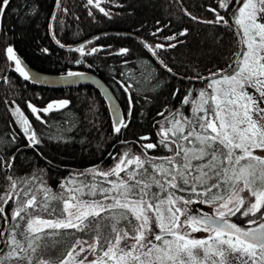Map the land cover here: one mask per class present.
I'll list each match as a JSON object with an SVG mask.
<instances>
[{
	"label": "trees",
	"instance_id": "1",
	"mask_svg": "<svg viewBox=\"0 0 264 264\" xmlns=\"http://www.w3.org/2000/svg\"><path fill=\"white\" fill-rule=\"evenodd\" d=\"M235 4L236 0H231L229 8L221 9L218 0H101L99 7L110 13L105 15L99 8L88 5L87 0H61L59 6L57 0H10L0 16V197L13 192L9 176L17 180L15 191L21 192L19 203L23 204L35 192L44 200V191L39 189H47L50 196L60 197L65 191L63 186L70 180H86L89 169H108L124 152L149 160L170 156L172 152L162 145L155 149L143 146L158 144L161 127L168 124L166 121L173 114L190 113L192 104L182 103L184 97L191 92L190 99H196L201 89H207L208 80L204 77L226 67L241 52L238 36L240 40L242 34L232 22ZM210 8L216 9L229 24L200 22L215 21L216 15ZM185 29L187 34L178 36ZM170 36L177 39L167 40ZM171 43L177 46L167 47ZM157 44L165 47L155 49L157 55H153L150 48ZM81 45L84 53L91 52L92 48L99 50L91 55L81 54L76 51ZM8 47L38 73L61 75L89 71L96 74L112 90L128 126L120 133L114 132L108 103L93 86L55 87L30 77L25 80L16 71L15 61L7 58ZM122 48L129 51L119 55ZM121 81L130 86L128 93ZM129 97L131 115L128 114ZM62 99L69 101L64 109L40 111L52 100ZM29 104L37 109L40 120ZM14 106L30 123L27 135L12 112ZM32 132L39 144H31L28 139ZM141 137L148 139L141 140ZM29 190L30 195L23 196ZM153 191L160 189L153 188ZM89 195L86 191L83 196ZM175 195L191 199L192 204L204 199L190 191H177ZM58 200L48 201V212H33V215L55 217L60 210ZM16 201L13 195L9 203L0 204L10 223ZM52 209H56L54 214ZM20 223L24 225L26 221ZM126 226V221L119 225ZM0 231H9L2 218ZM60 232L55 237L57 242H50L42 253L45 260L51 259L54 264L67 255L77 239L93 241L96 235L94 230ZM109 232L110 228H104L105 235ZM0 248L4 245L0 244ZM94 259L96 256L92 254L89 260Z\"/></svg>",
	"mask_w": 264,
	"mask_h": 264
},
{
	"label": "snow or ice",
	"instance_id": "2",
	"mask_svg": "<svg viewBox=\"0 0 264 264\" xmlns=\"http://www.w3.org/2000/svg\"><path fill=\"white\" fill-rule=\"evenodd\" d=\"M60 2L57 0L58 6ZM100 2L87 0L88 5L110 15L99 7ZM218 3L221 9H227L231 0H218ZM9 4L10 0H0V16ZM209 11L216 15L215 21L200 22L229 24L216 9L210 8ZM232 22L242 32L241 43L246 50L235 54L226 69H218L204 78L208 80L207 89H201L196 99H190L191 92L184 97L182 103L193 106L191 117H184L179 111L173 114L172 119L166 121L170 127L162 126L158 144L143 146L144 149H155L162 145L172 155L151 160L141 156L126 159L129 155L126 152L112 169L95 172V175L106 179L110 188H97L95 183L82 184L79 188L67 190L73 193L68 199H63L62 195L50 196L49 190L39 189L44 191V200L38 201L36 195H31L21 204V192L15 191L17 180L8 177L13 192L0 197V204L9 203L13 195L17 201L11 216L12 223L7 219L4 207L0 206V218L9 229L0 231V244L4 245L0 248V264H54L51 259L45 260L42 253L50 242H57L55 237L61 234L60 230L68 229L94 230L96 235L87 249L80 247L78 251L81 240L77 239L59 264H84L86 256L77 258L85 252L96 256L89 264H264V222L250 219L248 223L255 226L242 228L227 219L242 209L245 216L254 217L259 213L264 218V155L253 153L254 149H264V0H243L233 12ZM186 34L187 29L178 36ZM166 39L171 41L177 37ZM176 46V43L167 45L169 48ZM164 47L157 44L150 50L157 55L155 49ZM98 50L92 48L91 52L84 53V45L76 49L87 55ZM128 51L122 48L118 54L124 55ZM6 54L9 60L15 61L16 71L25 80L29 79L30 73L21 66L12 47L6 49ZM160 63L172 72L163 61ZM68 75L82 74L69 72ZM120 83L128 93L130 86L123 81ZM68 104L69 101L60 100L40 111L64 109ZM29 108L40 120L37 109L31 104ZM131 109L129 97V115ZM15 112L19 114L22 129L27 135L30 131L28 119L19 108ZM114 116L113 130L120 133L128 125L119 109ZM28 139L31 144H39L34 132ZM140 139L147 140L148 137ZM154 160L160 163H153ZM133 164L134 168H128ZM7 166L11 167L10 164ZM121 172L125 177L121 178ZM111 176L117 179L108 180ZM153 188L160 191H153ZM85 190L92 196L100 192L103 199L84 200L81 197ZM30 191L23 192V196L28 197ZM177 191L197 193L204 197L202 203L219 202V205L213 214L195 215L188 208L193 201L176 196ZM245 191L248 195H241ZM164 192L166 196L161 195ZM54 199H63L62 218L45 220L33 215V212H48V201ZM71 209H76L78 214L73 216ZM55 212L56 209H52L51 214ZM21 221H26V224L22 225ZM124 221L127 226L120 228ZM104 228H110L108 235L104 234ZM201 231L208 233L207 238L191 236V233ZM64 234L67 235L66 232Z\"/></svg>",
	"mask_w": 264,
	"mask_h": 264
},
{
	"label": "rangeland",
	"instance_id": "3",
	"mask_svg": "<svg viewBox=\"0 0 264 264\" xmlns=\"http://www.w3.org/2000/svg\"><path fill=\"white\" fill-rule=\"evenodd\" d=\"M243 2V0H236V4H235V6L237 7V5L238 4H240V3H242ZM236 7H235V9H236ZM240 34H242V32L240 33ZM243 35V34H242ZM242 35L240 36L241 38H242ZM240 41H241V39H240ZM241 51L242 50H246V46L245 45H243L242 43H241ZM250 91H252L251 89H250ZM258 95V94H257ZM62 100H64V99H62ZM56 101H60V100H52L50 103H53V102H56ZM49 103V104H50ZM49 104H47L45 107H43V109H45V108H47V106L49 105ZM262 106H264V104H262ZM192 107L193 106H191V110H190V113L188 114V115H185V114H183V116L184 117H191L192 116ZM16 108H18L17 106H14L13 108H12V112H13V114H15V117H16V120H17V122H18V124L21 126V123H20V116H19V114L18 113H16L15 112V109ZM25 116V115H24ZM172 119V118H171ZM170 119V120H171ZM163 127H170V125L169 124H164L163 125ZM162 128V127H161ZM124 153H126V152H124ZM124 153H122L119 157H118V159L114 162V164L111 166V167H108V169H106V170H102V169H89L88 171H87V173L85 174L86 176H87V179L86 180H84V181H82V180H80V179H75V178H73L72 180H70L69 181V183H66L63 187H64V192L63 193H61V195L63 196V199H68L69 198V196L71 195V194H73V193H70L69 191H67L68 189H75V188H79L82 184H84L85 185V183H89L88 185H90V184H93V183H95L96 184V186H97V188H110L111 187V185L110 184H108L107 182H106V179L104 178V177H102V176H99V175H95V172H107L108 170H110V169H112L118 162H119V159L124 155ZM253 153H254V155H264V149H255V150H253ZM173 154V153H172ZM171 154V155H172ZM133 156H136V155H132V154H130L129 153V155H128V157L126 158V159H130V158H132ZM142 158V157H141ZM160 163V162H159ZM135 167V165L133 164V165H128V168H134ZM120 176H121V178H123V177H125V173L124 172H121L120 173ZM78 177V176H77ZM108 180H116L117 179V177L116 176H111V177H108L107 178ZM240 186H242V183H241V185ZM87 190H85V192H86ZM32 195H36L37 196V192H35V193H33ZM96 195H97V197L95 196L94 198L93 197H91L90 195L89 196H82L81 198L82 199H84V200H92V199H95V200H102L103 199V194L102 193H100V192H97L96 193ZM241 195H244V196H247L248 195V193H247V191H245L244 193H242ZM30 198V197H29ZM37 199L38 200H42L41 198H39V197H37ZM63 199H57L60 203H59V205H58V208L60 209L59 211H57V213L55 214V217H50V218H48V217H46V218H41V219H45V220H48V219H56V218H58V217H60V214H61V211L63 210V207H64V205H63ZM253 199V198H252ZM110 202V201H109ZM73 203H75V201H73ZM196 203V202H195ZM217 203H219V202H217ZM54 204H55V202H54ZM192 207V205H188V208L189 209H191V211H192V213H193V209L194 208H191ZM71 211H72V214H73V216H75V215H77L78 213H77V210L76 209H71ZM194 214V213H193ZM60 218H62V217H60ZM183 219V218H182ZM157 230V229H156ZM191 236L192 237H194V238H199L198 237V234H195V233H191ZM81 240V242H82V246L83 247H88V245H90V243L91 242H93L92 240H90V241H87V240H85V239H80ZM198 254L200 255V256H202L203 255V253L202 252H200L199 250H198ZM91 256H92V254H89V255H87V257H86V261L87 262H90V260H89V258H91ZM60 261V260H59ZM59 261L56 263V264H59Z\"/></svg>",
	"mask_w": 264,
	"mask_h": 264
},
{
	"label": "water",
	"instance_id": "4",
	"mask_svg": "<svg viewBox=\"0 0 264 264\" xmlns=\"http://www.w3.org/2000/svg\"><path fill=\"white\" fill-rule=\"evenodd\" d=\"M238 41H239V48H240L241 41L239 40V36H238ZM17 58L21 61V66L30 73V78L38 81L39 83H42L48 86H55V87H62V86L72 87V85H83V84H87V85L95 87L97 90L101 92L104 100L107 101L109 110H111L113 121L115 119L114 113L117 109H119L120 115L122 116V111L120 110L118 100L115 99L112 90L96 74L91 73L89 71H83V72H75V73L82 74L78 76H69L68 73L61 74V75H52V74L47 75V74L38 73L37 71L32 70L30 67L26 65L24 61L21 60L19 56ZM231 62H232V59L230 63ZM227 66L222 69H226ZM206 77H209V75L205 76L204 78Z\"/></svg>",
	"mask_w": 264,
	"mask_h": 264
},
{
	"label": "flooded vegetation",
	"instance_id": "5",
	"mask_svg": "<svg viewBox=\"0 0 264 264\" xmlns=\"http://www.w3.org/2000/svg\"><path fill=\"white\" fill-rule=\"evenodd\" d=\"M252 199V198H251ZM252 201H254V198L252 199ZM192 207L191 208H194L193 210V213L195 215H202L204 213H208V214H213L214 213V210L216 207H218L219 203H216V204H209V203H201V202H197L195 204H191ZM227 219L232 222V223H235L237 224L238 226L242 227V228H250V227H254L255 225H251L248 223V221L250 219H255L257 221V223H260V222H264V218H262V216L258 213L256 214V216H245L243 215V209L241 212H237L235 215L233 216H229L227 217ZM195 234H198V239H205L207 238L208 236V233H205V232H195ZM80 247H83L82 244L78 245L77 246V251ZM86 248V247H85ZM87 255H89V252H85V253H82L81 256L79 258H77L78 260L79 259H83L85 256L87 257ZM84 264H89V262H87L86 260H84Z\"/></svg>",
	"mask_w": 264,
	"mask_h": 264
}]
</instances>
